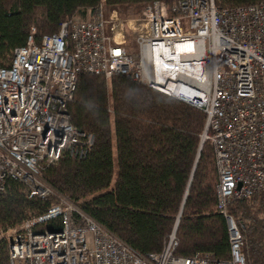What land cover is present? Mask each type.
Masks as SVG:
<instances>
[{"label":"built area","instance_id":"built-area-1","mask_svg":"<svg viewBox=\"0 0 264 264\" xmlns=\"http://www.w3.org/2000/svg\"><path fill=\"white\" fill-rule=\"evenodd\" d=\"M103 8L100 0L37 41L31 28L0 67V193L18 183L36 198L57 199L0 231L8 264H246L241 233L225 210L264 188V1L223 9L213 0L169 8L152 1L129 20L115 11L107 18ZM82 74L121 76L203 113L199 138L212 152L227 259L175 256L174 232L160 252L140 255L41 177L45 166L64 156L82 159L90 149L92 137L68 114Z\"/></svg>","mask_w":264,"mask_h":264},{"label":"trees","instance_id":"trees-1","mask_svg":"<svg viewBox=\"0 0 264 264\" xmlns=\"http://www.w3.org/2000/svg\"><path fill=\"white\" fill-rule=\"evenodd\" d=\"M159 1L168 8L181 0H103L106 10L124 13ZM264 0H213L217 8ZM100 0H0V67L23 46L31 28L36 41L55 34L73 16L94 11ZM70 123L92 137L86 156H64L45 166L42 178L140 255L158 253L174 232V255L227 259L225 217L216 207L212 152L200 144L204 115L199 110L121 76L105 80L82 74L68 104ZM200 149V151H199ZM18 183L0 193V231L18 227L28 211L55 204ZM226 215L237 224L246 264H264V188L230 201ZM176 226V227H175ZM0 264H8L7 240L0 237Z\"/></svg>","mask_w":264,"mask_h":264},{"label":"rangeland","instance_id":"rangeland-1","mask_svg":"<svg viewBox=\"0 0 264 264\" xmlns=\"http://www.w3.org/2000/svg\"><path fill=\"white\" fill-rule=\"evenodd\" d=\"M143 9L144 8H142V7H140V8L132 7L129 10L125 11L124 13H122L120 11L118 12V11H115V10H111V11L109 10L108 11L105 8H103V13H104L105 17L108 18L110 16L111 12L112 11H115V16L118 19H126V20H129V19L139 18L141 16V12L143 11ZM126 38H127V42H129L128 43L129 44V47L132 48L133 50H136V45H135V43L133 41H131L132 35L129 33V31L126 34ZM105 80H109V79H105ZM41 177H42V175H41ZM0 237H2V236L0 235Z\"/></svg>","mask_w":264,"mask_h":264},{"label":"water","instance_id":"water-1","mask_svg":"<svg viewBox=\"0 0 264 264\" xmlns=\"http://www.w3.org/2000/svg\"><path fill=\"white\" fill-rule=\"evenodd\" d=\"M199 151H200V149H199ZM239 188V187H238ZM176 227V226H175Z\"/></svg>","mask_w":264,"mask_h":264},{"label":"bare ground","instance_id":"bare-ground-1","mask_svg":"<svg viewBox=\"0 0 264 264\" xmlns=\"http://www.w3.org/2000/svg\"><path fill=\"white\" fill-rule=\"evenodd\" d=\"M117 13V12H116Z\"/></svg>","mask_w":264,"mask_h":264}]
</instances>
